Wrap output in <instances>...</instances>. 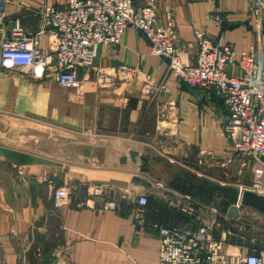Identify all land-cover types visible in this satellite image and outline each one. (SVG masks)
Segmentation results:
<instances>
[{"label":"crops","instance_id":"obj_1","mask_svg":"<svg viewBox=\"0 0 264 264\" xmlns=\"http://www.w3.org/2000/svg\"><path fill=\"white\" fill-rule=\"evenodd\" d=\"M147 1L134 3L142 7ZM156 1L160 19L170 14L174 22L184 60L195 62L196 29L214 42L232 45L237 53L254 48L258 59L264 58V13L259 18L253 14L252 0ZM46 4L61 3L10 0L6 12L35 35L40 24L36 12ZM54 41L45 35L41 46L53 50ZM123 64L137 68L138 77L118 78L116 70ZM78 77L82 87L74 91L51 80H0V102L70 132L48 144L40 137L36 149L0 146V264H157V227L195 232L201 224L170 207V201L182 199L166 195L154 176L141 173L140 159L133 162L129 154L153 158L158 143L171 142L165 156L186 160L197 175H204L206 164L234 169L235 150L223 130L226 111L217 97L178 84L168 61L152 55L144 35L129 29L119 46H101L93 67L80 70ZM148 81L166 82L172 93L151 100L143 91ZM137 178L152 186L137 185ZM75 182L112 187L117 192L107 193L111 199L120 190L150 197L145 207L127 206L122 214L79 208L85 193L55 209L53 192ZM222 220L232 231L227 245L245 254L261 249L255 236L245 233V219ZM213 236L219 239L220 231L214 229Z\"/></svg>","mask_w":264,"mask_h":264},{"label":"built area","instance_id":"obj_2","mask_svg":"<svg viewBox=\"0 0 264 264\" xmlns=\"http://www.w3.org/2000/svg\"><path fill=\"white\" fill-rule=\"evenodd\" d=\"M10 0H0V76L23 75L28 79H51L66 89L79 90L80 70L93 67L101 46L117 47L126 30L141 33L148 40L151 54L169 63L174 80L190 89L205 91L219 100L227 114L224 134L236 153L252 161V176L248 187L240 186L264 197V58L258 59L254 48L241 53L222 40L212 41L203 30L194 31L196 58L192 64L182 57L174 22L167 14L158 15L157 1L148 0L136 7L134 0H58L59 5H44L36 14L39 29L35 35L24 31L19 20L8 18L6 7ZM253 14L264 13V0H252ZM55 38L53 50H45L41 39ZM139 70L120 65L116 74L125 81L138 77ZM111 78V77H107ZM143 91L149 99L170 95L166 82L148 81ZM245 166V165H244ZM65 185L53 192L55 209L75 202L80 189ZM116 191L106 185L91 186L79 208L122 214L127 206L145 207L148 197L120 190L111 199L108 192ZM117 192V191H116ZM170 201L186 215L198 219L201 227L195 232L157 227L159 230V260L157 264H264V242L261 249L242 253L229 246L232 231L223 224V216L200 206L188 198ZM221 233L214 238L213 231Z\"/></svg>","mask_w":264,"mask_h":264},{"label":"rangeland","instance_id":"obj_3","mask_svg":"<svg viewBox=\"0 0 264 264\" xmlns=\"http://www.w3.org/2000/svg\"><path fill=\"white\" fill-rule=\"evenodd\" d=\"M2 79L27 80L28 78L23 75L12 74L0 76V80ZM67 91L74 90L67 89ZM35 117L36 114L32 112H28V114H19V112H17L8 105V102L7 104H5L2 100L0 102V146L8 145L12 147H29L31 149H36L38 148V145H40V137L41 139L45 138L46 144H48L49 141L52 142L54 139L65 138L67 137L65 136V134H70L67 128H61L59 125H57V122H53L47 119H37ZM166 146L170 148L173 146V144L171 142L167 143V145H161L158 143L155 151L152 153L154 157L164 159L166 165L168 163L172 165L174 171L184 169L186 171H191L195 173L196 168L193 167L191 164L187 163L186 160L173 161V159H170L169 157L165 156L166 153H168V150L165 149ZM235 155L237 159V166L234 169L232 168L229 170L226 167L217 166V163H212L214 164V166H209V164H206L204 166V175L202 177L204 179H209L218 182L220 180H223L225 183L222 184L224 185L248 187L252 176V161L242 158L236 153V151ZM163 170L164 173L167 171L165 165L164 168H161V171ZM159 172L157 176L165 178L164 173ZM72 185L78 186V188L80 189V194L83 195L89 187L100 186L104 184L75 182ZM158 187L159 189H161V186ZM146 195L148 198L150 197L149 194ZM244 210L246 211V215H248L242 218L245 219L244 222L247 224V226H249L245 229V233L255 236V242L262 244V242H264V217L253 210Z\"/></svg>","mask_w":264,"mask_h":264},{"label":"water","instance_id":"obj_4","mask_svg":"<svg viewBox=\"0 0 264 264\" xmlns=\"http://www.w3.org/2000/svg\"><path fill=\"white\" fill-rule=\"evenodd\" d=\"M130 159L142 162L141 173L154 176L155 184L161 186V190L169 196H182L196 204L215 211L217 214L231 219H240L246 215L244 209L253 210L264 217V197L249 191H242L240 187L229 186L204 179L191 171L181 169L174 171L172 165H166L162 158H151L137 152H130ZM126 162V158L121 160ZM167 168L161 171V168ZM160 171V172H159ZM164 173V177L157 174ZM166 179V180H163ZM137 185H151L147 181L137 178ZM152 186V185H151Z\"/></svg>","mask_w":264,"mask_h":264}]
</instances>
